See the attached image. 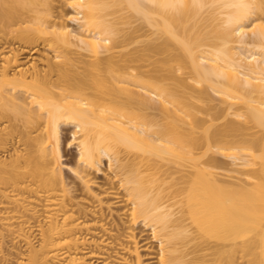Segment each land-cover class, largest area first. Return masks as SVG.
Returning a JSON list of instances; mask_svg holds the SVG:
<instances>
[{"label": "bare ground", "instance_id": "bare-ground-1", "mask_svg": "<svg viewBox=\"0 0 264 264\" xmlns=\"http://www.w3.org/2000/svg\"><path fill=\"white\" fill-rule=\"evenodd\" d=\"M139 225L264 264V0H0V264H143Z\"/></svg>", "mask_w": 264, "mask_h": 264}, {"label": "rangeland", "instance_id": "rangeland-1", "mask_svg": "<svg viewBox=\"0 0 264 264\" xmlns=\"http://www.w3.org/2000/svg\"><path fill=\"white\" fill-rule=\"evenodd\" d=\"M66 11L65 12H67V13H74V10L73 9H70V8H66L65 9ZM119 20V22H124L125 20H123V19H118ZM129 20V19H128ZM133 20H135V18H131L130 19V21H133ZM71 25H75L73 22H71L70 23ZM234 46H235V51H238L239 50V52H241V53H245V56H250L251 55V53H253L252 51H253V49H251V48H248V47H244L243 45H241V44H238V43H236V44H234ZM242 47V48H241ZM241 50H240V49ZM246 48V49H245ZM248 48V49H247ZM252 51H251V50ZM243 51V52H242ZM36 57H37V55H36ZM214 94V93H213ZM217 102V101H216ZM63 133H67L68 135H69V132H63ZM65 145V144H64ZM67 145V144H66ZM64 146L65 147V151H64V158H63V160H62V167H63V174L64 175H68V173H69V169H67V165H72V163H73V160L76 158V156H77V148L75 147V146H72V147H70V148H68L67 146ZM222 160L224 161V162H226V163H228V164H230L232 167H233V164H234V160H232V159H227V158H222ZM107 164V161L105 160V161H103V168L104 169H106V165ZM230 166V167H231ZM104 173L105 172H103V175L101 174V172L100 173H94L93 174V177L95 178V179H98V180H101V178L102 177H104ZM141 225H139L138 226V230H136L137 232H138V234H139V236H138V240L140 241V245H141V253H142V258H143V260H144V263L143 264H152L151 263V261H150V259H149V255L150 254H154L155 252L157 253V242L156 241H154L153 240V238L151 237V234H150V231L149 230H145L144 228H142V226L140 227ZM145 245H147V246H149V248L148 249H146V248H144L145 247ZM155 253V254H156Z\"/></svg>", "mask_w": 264, "mask_h": 264}]
</instances>
